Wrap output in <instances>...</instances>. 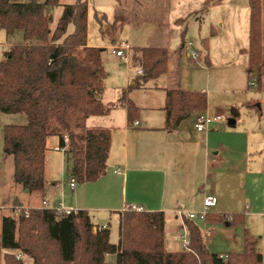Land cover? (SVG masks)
<instances>
[{
  "label": "trees",
  "instance_id": "16d2710c",
  "mask_svg": "<svg viewBox=\"0 0 264 264\" xmlns=\"http://www.w3.org/2000/svg\"><path fill=\"white\" fill-rule=\"evenodd\" d=\"M222 0H207L199 13ZM248 56L246 73L257 76L258 90L264 92V0H248ZM59 0H0V30L7 35L21 33L22 40L9 47L0 61V113L22 115L25 123L2 129V150L13 163L12 179L28 193L43 192L47 140L57 137L64 149L70 177L78 184L97 181L106 170L110 130L86 128L89 117L105 116L115 107L100 102L106 73L101 62L102 49L88 47L86 0L63 6L53 28L52 11ZM72 25V32L68 33ZM182 48V44H181ZM178 55H180V50ZM133 62L141 70L130 88L156 80L167 72L165 49H135ZM121 105L133 121L138 110L123 92ZM203 92L179 88L166 91L163 111L164 130L174 129L193 112H204ZM72 129L82 130L80 144ZM68 138V145L64 139ZM118 242L109 240V229L94 231L86 211L58 214L51 208L18 209L17 218L1 221L2 264H196L195 256L206 264H264L257 252V239L244 227L242 213L210 214L205 223L243 227L241 252L221 257L205 250L198 226L186 220L189 243L185 251L164 248V214L137 212L129 208L118 214ZM16 254L21 259H16ZM113 256L108 262L107 257Z\"/></svg>",
  "mask_w": 264,
  "mask_h": 264
},
{
  "label": "crops",
  "instance_id": "0c3cea01",
  "mask_svg": "<svg viewBox=\"0 0 264 264\" xmlns=\"http://www.w3.org/2000/svg\"><path fill=\"white\" fill-rule=\"evenodd\" d=\"M86 1L88 2V0ZM190 1L192 8L186 5L184 0H182V5L180 3L181 0H124L119 1L117 6L113 5L111 10L114 18L113 22L117 23L119 21L124 24H129L134 31L137 32V36L134 38L135 41H133V43H136L135 46L131 44L130 46L128 44L131 50L127 53L128 61L125 62L112 54L114 43L112 46L107 47L102 44L89 43L88 23L90 7L94 5L92 8L94 18H97V15L100 14L103 9V4L99 0H89L90 7L88 6L87 10L86 44L88 47L110 50L113 59L127 66L125 67L124 76L121 77L120 85H124L126 88L124 91L126 92V98L133 103L138 112L133 121H128L127 110L125 106L121 105L118 108L114 107L110 113L105 116H94L86 119V128L99 127L110 130V148L106 162V170L97 181L81 185L76 183L75 188L71 189L69 187V179L71 178L69 166L63 152H59L60 176L58 179L52 178L53 176H48V180H46V158L44 166V191L50 190L48 192H54V194L58 196H56L54 200H43L42 203L45 201L47 207H61L62 209H68L73 212L80 210L86 211L90 217L91 223L94 225V230L101 227H107L109 229L110 222L117 223L118 227V214L129 208H139L146 212H162L164 214V248L167 252L172 253L185 250L176 239V236L181 233L182 224L185 225L186 223V219L183 220L177 216L178 211L183 213L200 212L202 210L203 198L207 194L213 195L217 199V204L215 208L209 212L210 214H234L241 211L238 209L233 210L235 212H230L232 210L229 209L234 206V201L232 202L230 200V202L224 199L220 204L214 193L218 190L219 185L216 179L219 175L218 170L221 169L225 161L236 164L237 169L239 165L241 167L245 165V172L248 168L254 166L251 165L250 160L248 161L250 143L247 137L245 144H240V150H238L236 149L237 146L233 145L232 147L229 143L230 141L227 143L224 142L223 144L214 143V141H218H216V136L214 137L213 135L214 132L212 131L214 130L210 128L211 126L204 132H197L195 130V116L201 113H207L208 100L204 112H193L181 120L174 129L168 131L163 129L165 123L163 107L167 90L179 88L184 91H196L206 94V92L199 91L193 86H186V81L183 80L184 58L191 63H199L200 59V57H198L197 61H194L190 58L189 54L195 52V48L191 41L186 40L185 35L192 24L195 26L197 23H200L204 14H206L211 7L216 5L210 6L204 14H201L199 11L207 0ZM221 3L222 1L217 5ZM100 17L104 19L105 14L103 13ZM145 27L149 28V33H146ZM213 34L214 30L211 29L210 35L212 36ZM9 38L8 47L20 42L22 40V35L21 33L15 32L9 35ZM200 42L203 49L202 55H204V62L208 64V38L201 37ZM142 48L165 49L168 53L167 72L157 79L161 81L162 85L158 86L159 84L155 83L153 87V89L161 92V97L155 105L141 103L136 97H132V99L128 98L132 89H139H129V87L134 85V79L138 76L137 73L131 72L130 66L134 65L131 53L135 49ZM180 48V55H178ZM103 53L104 52H102V54ZM195 53L197 56L201 54L198 50H196ZM246 75L249 77L247 73ZM106 78L107 75L104 80H106ZM148 89L149 88L143 90ZM99 99L104 105L111 104V102L104 99V87ZM250 105L251 103H249L248 107H251ZM118 109L122 113L116 118L114 112ZM91 118H95V121H89ZM105 119L108 120L106 123ZM88 122H91V126H87ZM73 130H77L82 134V130L80 129ZM228 130L233 131L232 129ZM222 134H224V132ZM225 135L231 136L228 132L225 133ZM57 145L58 140L54 147ZM252 149L253 145L251 141V150ZM3 156L5 160H7L4 153ZM242 157L244 160H242ZM61 171H65L64 175L66 173L65 180L63 181V174ZM214 174L215 177L212 185L208 180L211 179ZM246 174L248 176L250 175L248 172H246L245 175ZM253 175L254 174H251V176ZM256 177H260V174H255L253 176V178ZM261 178L264 184V171L263 174H261ZM251 181L254 182V180ZM47 185L48 189H46ZM19 192L22 196L20 197L22 200L29 201L27 196H30L31 193H28L23 188L20 189ZM223 194L224 193L220 194L221 198L224 197ZM230 194L232 196L234 192H230ZM231 198H233V196ZM9 204H13V206L10 205V211L12 213H15L16 208H22L15 193L12 195ZM7 205H3L2 208ZM38 206L39 205L27 206V208ZM42 207L45 208L43 204ZM217 207L218 209L216 210ZM257 213L258 212H254L252 214L257 215ZM258 215L264 216L261 212H259ZM5 216L9 215H0V236L1 221ZM244 217L249 218L250 213L244 214ZM192 222L203 232V234L201 233L202 238L203 235L210 238L214 231H218L224 235L227 241V247L233 249L230 252H241L243 227H226L221 224L199 223L198 221ZM205 230L210 232L209 236L205 235ZM237 233H239L241 239L238 238ZM239 242L240 246H237ZM206 243L205 248L207 252L213 254L208 249ZM3 253L4 251L0 250L1 259ZM217 254L225 256L227 253Z\"/></svg>",
  "mask_w": 264,
  "mask_h": 264
},
{
  "label": "rangeland",
  "instance_id": "374dc122",
  "mask_svg": "<svg viewBox=\"0 0 264 264\" xmlns=\"http://www.w3.org/2000/svg\"><path fill=\"white\" fill-rule=\"evenodd\" d=\"M27 1L29 0H18V2ZM99 1L103 4V9L101 13L97 15V18H94V12L92 9L94 5H91L90 7L88 0V6L90 7L88 23L89 43L102 44L106 47L112 46L113 43L114 45L127 43L135 46L136 43H133V41H135L134 38L137 36V32H135L129 24H124L119 21L117 23L113 22L114 18L111 13L112 6H117L119 1L124 0ZM184 1L186 5L191 7L190 0ZM73 2L74 0H59V6L52 11L53 23L51 24V28L54 27L56 21L60 18L63 6L72 4ZM180 3L181 5L183 4L182 0ZM103 13L105 14L104 19L100 17ZM248 21V0H222L220 5L211 7L210 10L204 14L202 21L195 26L192 24L185 35L186 40L193 43L195 52L198 50V52L201 53H198V57H200L199 63H191L184 58V66H182L184 71L183 80L186 81V86H193L199 91H204L207 94L208 110L206 115L212 117L220 114L223 117V120L219 125L210 127L213 128V135L214 137L216 136V141H218H214V143L223 144L224 142L227 143L230 141L229 143L232 147L233 145L237 146L236 149L240 150V144H245L246 137L248 138V142L250 143L248 161L250 160L251 165H254L246 170L250 175H245V165L242 167L239 165L237 169L236 164L225 161L221 169L218 170L219 175L216 179L219 185L218 190L214 193L220 204L224 199L227 201H234V206L229 209L232 210L230 212H235L233 210L240 209L241 211L237 213H250L249 218L245 217L244 227L257 239V252L264 255V216L258 215L259 212L263 213L264 211V184L262 182L263 179L261 178V174H263L264 171V92L258 90L257 86L255 88H249V79L245 73L247 56L244 51L247 50L249 46ZM72 29V25H70L67 32H72ZM211 29L214 30L212 36L210 35ZM145 31L146 33L150 32L147 27H145ZM201 37L208 38V64L204 62V55H202L203 49L200 42ZM9 41V35L3 30H0V61L2 60L3 53L9 49L7 45ZM103 52L102 66L107 75L106 80L103 81L104 99L115 105V108H118L121 106V98L126 89L124 85H120V80L121 77L124 76L125 67L127 66L125 64H120L113 59L110 50L103 49ZM134 55L135 52L133 51L131 53L132 60ZM133 64L134 65L130 66L131 72L136 73L137 66L134 62ZM258 73H261V68L253 72V77L256 78V81ZM155 83L159 84L158 86L162 85L161 81L157 79L155 81H146L141 88L132 89L128 98L132 99V97H136L141 103L155 105L161 97V92L153 89ZM147 88L149 89L143 90ZM249 103H251V107H248ZM231 110L237 112V116H235L234 119V126L228 124ZM114 113L117 118L122 112L118 109ZM107 119H105V123L108 121ZM93 120L95 121V118H91L89 121ZM24 123L25 117L22 115L0 113V208H2L3 205L9 204L14 193L17 195L19 202L21 203L20 206L22 208L18 209L24 211H29L34 208L41 209L43 208V200H54L57 196L54 192L50 193L48 192L50 190H46V192H32L30 196H27L29 201L22 200L20 198L22 196L19 194L20 189H22L21 186L12 181V160L8 156H6L7 160H5L2 152V129L6 125H21ZM90 123L91 122H88L87 126H91ZM228 129H232L233 131ZM223 132L224 134H222ZM227 132L230 133L231 136H226L225 133ZM70 134H72L73 140L76 144L81 143L80 137L82 134L79 131L72 129ZM57 140L58 139L55 136L50 137L47 140V151L45 155L47 161L46 180H48V176H53L52 178L57 179L60 176L58 160L60 154L59 152L57 153L54 151V146ZM251 141L253 145L252 150ZM68 144L69 143H67V145ZM242 160H244L243 157ZM61 172L63 174V181L65 180L66 173L64 175L65 171ZM257 173L260 174V177L253 178L255 174L258 175ZM251 174L254 175L251 176ZM214 177L215 174L208 180L212 185ZM251 180H254V182ZM46 187V189H48V185ZM230 192H234L232 195L233 198H231L232 196ZM221 193H224V197L222 198L220 195ZM10 205L13 206V204H9L0 209V215L7 214L13 218H17L18 209L16 208L15 213H12L10 211ZM33 205L39 206L27 208V206ZM217 209L218 207L216 210ZM254 212H258L257 215H253L252 213ZM109 233L110 242L116 244L118 242L117 223L110 222ZM201 233L203 234V232ZM237 235L238 238L241 239L239 233H237ZM208 238L209 237L203 235L202 242L204 246L207 242V247L213 254L229 253L233 250L227 247V241L225 240L224 235L218 231H214L213 235L209 239ZM237 246H240V242ZM195 259L197 262L196 264H206L205 260L207 259L205 257L195 256ZM107 261H113V256H108ZM0 264H2L1 256ZM24 264H32V260L30 258H25Z\"/></svg>",
  "mask_w": 264,
  "mask_h": 264
},
{
  "label": "built area",
  "instance_id": "2783aa9c",
  "mask_svg": "<svg viewBox=\"0 0 264 264\" xmlns=\"http://www.w3.org/2000/svg\"><path fill=\"white\" fill-rule=\"evenodd\" d=\"M131 47L127 44V43H120L119 45H114L112 48V54H114L117 58H120L121 60L127 62L128 61V56L127 53L130 52ZM190 58L194 61H197L198 56L195 52H191L190 54ZM137 75H141V70L138 69L137 70ZM248 79H249V83L248 86L249 88H255L257 86L256 84V78L253 77V74H249L248 75ZM223 117L220 114L214 115L212 117L207 116L205 113H201L195 116V130L197 132H204L208 129V127L210 126H214V125H218L222 122ZM137 124V123H136ZM65 143H68V139L65 138L64 139ZM54 151L56 152H64V149H61L58 147V145L56 147H54ZM76 186V182L73 178L69 179V187L71 189L75 188ZM43 206L45 208H49L47 207V203L44 201ZM217 204V199L216 197H214L213 195L207 194L204 196L203 201H202V210L198 213H183L181 211H178L177 216L180 217L181 219H186L188 221H198V222H202L205 223V219L207 214L213 209L215 208ZM53 210L56 211V213L58 214H69L70 212H73L71 210L68 209H62L61 207H53L51 208ZM133 210L140 212L142 211L139 208H133ZM264 214V211H263ZM105 227H101L98 230L104 229ZM205 235L209 236L210 232L208 230L204 231ZM176 239L181 243L182 247L184 249H186L188 247V243H189V236H188V230L186 228V226L184 224H182L181 226V233H179L176 236ZM16 259L20 260L21 259V255L20 254H16ZM223 257V256H221Z\"/></svg>",
  "mask_w": 264,
  "mask_h": 264
},
{
  "label": "water",
  "instance_id": "95a60500",
  "mask_svg": "<svg viewBox=\"0 0 264 264\" xmlns=\"http://www.w3.org/2000/svg\"><path fill=\"white\" fill-rule=\"evenodd\" d=\"M237 116V112L235 110L230 111V120L228 121L230 125H234V118Z\"/></svg>",
  "mask_w": 264,
  "mask_h": 264
}]
</instances>
